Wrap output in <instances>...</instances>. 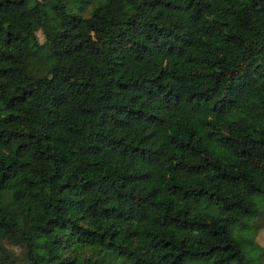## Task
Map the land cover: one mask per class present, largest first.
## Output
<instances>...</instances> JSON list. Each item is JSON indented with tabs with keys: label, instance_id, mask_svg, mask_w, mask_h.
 <instances>
[{
	"label": "trees",
	"instance_id": "1",
	"mask_svg": "<svg viewBox=\"0 0 264 264\" xmlns=\"http://www.w3.org/2000/svg\"><path fill=\"white\" fill-rule=\"evenodd\" d=\"M262 213L264 0H0V264H263Z\"/></svg>",
	"mask_w": 264,
	"mask_h": 264
},
{
	"label": "rangeland",
	"instance_id": "2",
	"mask_svg": "<svg viewBox=\"0 0 264 264\" xmlns=\"http://www.w3.org/2000/svg\"><path fill=\"white\" fill-rule=\"evenodd\" d=\"M143 15L148 19H154L157 23L170 24L174 21L175 11L173 9H168L162 6L155 7H142ZM89 12V7H86L82 11V15H87ZM38 41L43 40L42 34L40 31L36 32ZM138 36V28L136 26H130L129 36L122 40L119 50H123L127 45H129L133 40ZM44 176H48L51 172V168L46 166L43 170ZM41 198L47 200L49 194L47 192L46 184L43 182L40 184ZM86 199L89 202H102V203H113L117 204L123 214L128 218L136 220H145L148 217V213L143 210L133 209L127 206L126 202L120 194L115 190L110 188L106 183H92L86 185ZM254 228V240L260 246H264V214H259L254 221L251 223ZM175 234L182 235L186 241L191 242L193 238V231L187 229L173 228ZM13 255L15 257L14 264H22L20 257L22 250L18 246H11ZM264 264V261H263Z\"/></svg>",
	"mask_w": 264,
	"mask_h": 264
}]
</instances>
